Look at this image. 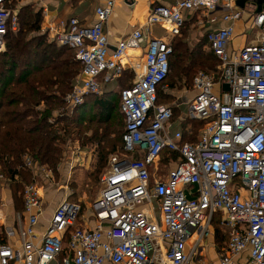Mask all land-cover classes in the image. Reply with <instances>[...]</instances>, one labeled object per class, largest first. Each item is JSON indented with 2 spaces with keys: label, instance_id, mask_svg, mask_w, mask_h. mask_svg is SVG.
<instances>
[{
  "label": "built area",
  "instance_id": "2783aa9c",
  "mask_svg": "<svg viewBox=\"0 0 264 264\" xmlns=\"http://www.w3.org/2000/svg\"><path fill=\"white\" fill-rule=\"evenodd\" d=\"M116 1L96 5L90 24L75 17L60 21L52 41L71 49L82 64L63 96L69 107L99 95L125 70L133 72L119 93L121 139L125 151L140 156L110 157L88 207L93 223L82 226L76 225L82 204L64 198L38 234L44 195L36 181L25 184L27 222L21 224L18 216L16 228L5 233L17 240L0 243V264H264V8L251 16L255 39L232 50L234 23L244 11L237 0L156 4L142 23L111 44L103 26ZM246 2L245 7L254 5ZM190 10L224 26L206 32L217 76L194 74L185 118L199 126L198 136L183 141L181 131L170 129L173 109L158 103V89L169 73L171 39ZM17 20L7 0H0V51ZM154 25L166 35L150 36ZM165 151L177 153V159L152 180L149 167L157 171ZM25 163L34 164L28 157ZM216 213L228 237L215 259L202 262V242Z\"/></svg>",
  "mask_w": 264,
  "mask_h": 264
},
{
  "label": "trees",
  "instance_id": "16d2710c",
  "mask_svg": "<svg viewBox=\"0 0 264 264\" xmlns=\"http://www.w3.org/2000/svg\"><path fill=\"white\" fill-rule=\"evenodd\" d=\"M22 8L27 10L28 6ZM21 18L24 19L21 23L19 21L17 30L8 29L5 47L0 51V175L5 177L10 185H21L24 181H26L24 184L30 181L28 180L31 177L30 173L24 164L26 157L39 163L54 161L52 163L55 165L57 153L60 151L57 142H63L61 130L65 133L69 125H78L83 120L80 115L67 118L68 113L60 111L64 104V94L71 89L73 79L82 69L81 62L75 58L71 49L57 46L47 38V34L40 31L39 13L32 14L31 11H26L25 16ZM183 28L185 26H182L178 36L187 35ZM174 37L171 39L173 51L169 59L167 77L170 71L174 72V75L189 76L194 67H204L208 65L210 59L218 62L211 50L209 53L202 49L205 44L204 38L191 46L184 38ZM186 61L188 63L184 64ZM125 73L126 71L116 79L127 81L120 90L129 86L132 80L131 76L128 78ZM114 82L104 85L105 96H110L108 92H113L114 89H109L108 86ZM162 85L158 89V103H161L160 94L164 92L161 90ZM120 90L117 92L118 110L123 119L120 142L121 149L125 151L121 139L124 118L119 108ZM91 97L96 98L97 95H88L77 106H84L86 109L89 103L85 101ZM94 101L93 99L92 106L94 103L97 105L99 120H112L111 115L115 107L113 102L109 99H99L97 103ZM54 110H58L59 114L52 115ZM179 122L182 140L195 141L198 129L191 128L192 124L186 118ZM114 149L115 146L112 150ZM131 154L140 156L138 153ZM177 155L173 152L166 154L165 151L161 156V163L168 162V158L177 159ZM14 194L15 192L12 193V198L15 207L20 208ZM21 198L20 206L23 205V196ZM216 215H220L221 218V214Z\"/></svg>",
  "mask_w": 264,
  "mask_h": 264
},
{
  "label": "rangeland",
  "instance_id": "374dc122",
  "mask_svg": "<svg viewBox=\"0 0 264 264\" xmlns=\"http://www.w3.org/2000/svg\"><path fill=\"white\" fill-rule=\"evenodd\" d=\"M12 2L11 0V6H14ZM137 3L144 4V6L139 8L141 17L146 14V12H144L145 10H149L152 5L156 4L155 2L149 3V0L147 2L138 0ZM22 20L23 19L20 17V23ZM192 23V20L186 22L185 28H183V31L187 32L185 37L181 34V36L177 35L174 39L184 38L191 46L198 44L201 38H204V32L198 31ZM17 29L18 26L16 30ZM253 31L255 33L256 30L254 29ZM203 41L205 42V39ZM202 49L209 52L206 42L204 46H202ZM187 63V61L184 62V64ZM216 66L217 62L210 59L208 60V65L204 67H194L189 76L180 73V75H174V72L170 71L164 85L161 87V90L166 92L165 94L161 92L160 102L172 104L174 106V119L172 121L174 127H178L179 115L182 111L186 113V102L191 100L194 95L192 87L194 73L197 70H203L214 73L217 76L215 71ZM115 81L116 83L113 81L114 83L108 86L109 89H114L112 90L113 92H108L110 96H105L104 93H100L96 98H89L85 101V103H89L86 109L83 108L84 106L69 107L66 103L63 104V108L60 111L67 112V118L80 115L83 120H81L78 125H69L65 133L61 130L63 142H57L60 151L57 153L55 165L52 163L54 161L48 163H39L36 161L39 163V170L41 171L36 179L38 180V185L41 188L47 205L56 206L66 198L80 201L82 207H84V211L88 210L91 202L96 198L101 189L100 178L109 167L110 157L112 155L134 158L138 156L121 149L120 134L123 129V119L118 110L117 92L123 85L127 84V81ZM93 99L96 103L99 99H109L110 102H113L115 107L111 115L112 120H99V109L95 103L94 106H92ZM58 114L59 111L54 110L52 115L55 116ZM60 125H62V123ZM191 126V128L194 129H198L199 127L196 123H193ZM113 146H115L114 150H112ZM171 164L172 162L168 163L165 170L171 167ZM160 167L163 168L164 166L159 165L158 170L154 173L155 176H157L156 173L161 171L159 169ZM155 176L152 175L151 179L153 180ZM28 180H31V177ZM24 182L21 185H10L6 178L0 177V196L3 195L5 190H7L6 192H9L10 195L15 192L14 195L18 201L17 205L20 207L22 201L21 197L23 196L21 195V191ZM79 219H81V216L78 220ZM227 237L228 229L221 224L220 215L212 216L210 220V231L202 242L203 245L200 254L202 262L215 259L224 241L227 240Z\"/></svg>",
  "mask_w": 264,
  "mask_h": 264
},
{
  "label": "crops",
  "instance_id": "0c3cea01",
  "mask_svg": "<svg viewBox=\"0 0 264 264\" xmlns=\"http://www.w3.org/2000/svg\"><path fill=\"white\" fill-rule=\"evenodd\" d=\"M12 1H13L12 4H14V6H11V0H7V7L16 14L18 19L17 20L18 25H19L20 17L22 16L24 17L26 11H31L32 14L39 13L40 31L47 34V38L50 41H52L53 31L58 28L60 21L62 20L67 21L75 17L78 18L81 23L90 24L95 19L96 5L102 3L104 0H12ZM142 1L147 2L148 0H142ZM247 1L252 2L250 0ZM137 2L138 0H133V2L130 3L124 0L116 1L112 14L108 17V19L106 20L103 26L104 30L108 34V38L111 44H114L119 39L128 35L135 26L139 25L145 20L151 7L149 8V10L147 11L145 10L144 12H146V14L141 17V14H139V8H141V6H144V4L141 3L138 4ZM151 2L171 4L174 2V0H149V3ZM24 6H28V9L27 10L23 9L22 7ZM262 7L264 8V5ZM256 9H257L256 5L251 6L250 4H247L246 7L244 6V11L241 19H239L234 23L235 33L231 41L230 49L235 50L238 47L247 44L249 42H252L255 39L257 32L255 31L254 33L253 29H251V25H252L251 16L252 13L256 11ZM214 14L220 15L221 11H217ZM201 18H202L201 13H199L198 11H194V10L184 11L183 26H185L188 20H192L193 26L196 27L198 31L200 30L201 32L205 33V34L203 33V35L207 45L206 32L208 30L224 26V24L221 22L210 24L206 18H203L202 19L203 21L201 20ZM149 34L150 36H165L166 32L163 28L154 25L150 28ZM125 71H126L125 74L128 76V78L129 76H131L132 79L133 72L131 70H125ZM188 102H186L185 109H187ZM172 109L174 113V106L172 107ZM183 118H185V112L183 113L182 111V113L179 115L177 125H179V123L181 122V121L179 122V120H182ZM172 121H171L170 129L174 131H178V130L181 131V128H179V126L177 128L173 126ZM170 159L171 158L168 159V162H164L163 164L161 163L162 159L160 160L159 165L164 166L163 168L161 167L159 168L161 170L160 172L166 171L165 168L168 165ZM33 163L34 164L32 167H28L24 161L25 168L27 171H29L31 176V180L29 182L36 181L38 183L36 177L40 175L41 172L39 170L40 166L39 163H37L36 161H33ZM149 170L151 176L155 175L154 166H150ZM0 177L2 178L3 176L0 175ZM6 191L7 190H5L3 195L0 196V243H5L7 239H11V240L13 239L12 237H7L5 233L9 229L16 228L18 223V216L20 217L21 224H25L27 222V217L26 214L24 213V202L23 205L20 206V208H16L12 195H10L9 192ZM44 202H45L44 212L43 215L40 216L39 222L36 226V232L38 234L43 233L45 226L47 224V220L51 215L53 209L55 208V206H52L50 204L47 205L46 201ZM82 214L83 215H81V219L79 220L77 219L78 223L76 225L82 226L87 221L93 223L91 213L88 210L84 211V207L82 209ZM78 218H80V216ZM13 240L16 241L17 239H15L14 237Z\"/></svg>",
  "mask_w": 264,
  "mask_h": 264
},
{
  "label": "water",
  "instance_id": "95a60500",
  "mask_svg": "<svg viewBox=\"0 0 264 264\" xmlns=\"http://www.w3.org/2000/svg\"><path fill=\"white\" fill-rule=\"evenodd\" d=\"M128 3L130 2H133V0H124ZM247 0H237V5L240 6V7H244V3L246 2ZM252 1V3L254 5H256V11H260L262 6L264 5V0H250ZM225 88L228 89V85H225Z\"/></svg>",
  "mask_w": 264,
  "mask_h": 264
}]
</instances>
